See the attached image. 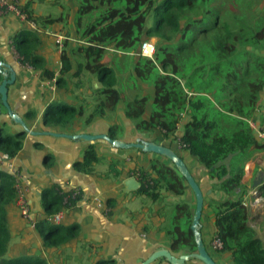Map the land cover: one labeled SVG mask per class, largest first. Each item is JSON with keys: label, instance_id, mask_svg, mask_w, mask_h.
Returning <instances> with one entry per match:
<instances>
[{"label": "trees", "instance_id": "1", "mask_svg": "<svg viewBox=\"0 0 264 264\" xmlns=\"http://www.w3.org/2000/svg\"><path fill=\"white\" fill-rule=\"evenodd\" d=\"M10 1L24 15L26 25L17 37L11 38V49L21 65L39 72L43 81L54 82L62 91V99L70 100V105H66L57 97L48 104L43 125L75 135L93 122L104 120L108 124L107 136L116 140L119 132L123 135V126L117 120L104 118L106 114L117 115L121 107L124 117L133 123V134L149 139L157 133L164 140H177L179 149L203 166L212 182L211 192L216 198L203 203L201 219V233L208 228L209 242L218 238L222 244L220 251L212 253L227 258L228 264H264V242L250 227L248 211L241 203L246 193L241 179L249 150L264 147L255 139L248 122L258 112L264 88V8L257 5V0H74L78 2L77 22L95 10L101 14L93 22L96 24L82 33L76 29L80 44L73 45L68 52L62 50L54 68L47 67L40 54L43 46L40 32L52 29L60 19L36 16L32 0ZM31 22L34 31L28 26ZM52 34L47 35L55 38ZM151 40L154 53L149 59L141 56L140 46ZM70 42L65 40L64 45ZM54 43L57 46L55 39ZM106 48L132 54L131 75L138 81L151 83L153 97L148 116H145L148 96L121 102L115 74L102 62ZM75 55L83 56L86 63H73L71 56ZM83 72L95 75L101 84L100 89L91 90L93 99L89 103L85 102L88 97L75 92ZM34 117L32 111L25 114L27 120ZM182 121L181 135L172 138ZM2 130L0 156L12 159L21 150L25 133ZM152 142L158 143L156 139ZM164 146L175 151L170 142ZM36 147L43 149L41 145ZM154 156L148 160V170L134 167L124 177H134L141 184L136 194L152 203L162 200L163 192L181 199L164 205V210L157 214L156 233L163 236V245L171 252L193 253L196 248L190 225L194 196L172 163ZM99 158L98 145L91 143L73 168L94 176L98 182L110 178L120 183L123 174L118 168L95 176ZM53 165V157L45 154L44 166ZM14 186L13 177L0 171V264H49L37 253L19 252L9 246L13 222L9 209L16 206ZM187 189L192 203L181 198ZM259 190L264 196V187L259 186ZM68 194L55 185L42 190L43 217L33 221V229L40 235L44 249L58 250L84 238L77 223L63 226L47 221L80 198L69 200L67 205L64 197ZM115 206L116 199L107 197L104 203L107 218L112 217ZM94 264L114 262L99 259Z\"/></svg>", "mask_w": 264, "mask_h": 264}, {"label": "crops", "instance_id": "2", "mask_svg": "<svg viewBox=\"0 0 264 264\" xmlns=\"http://www.w3.org/2000/svg\"><path fill=\"white\" fill-rule=\"evenodd\" d=\"M32 1L34 14L41 16L42 12L38 10L37 0ZM18 4H22V1H19ZM58 25L59 23L54 27L57 28ZM23 28H26V25L16 15L6 14L0 16V60L11 66L15 73L14 83L7 88V102L13 113L25 122L30 131L59 133L45 127L42 118L48 104L57 97L59 101L66 105H70V100L62 99V96H60L62 91L56 88L54 82L43 81L39 72L21 65L19 62L17 55L10 47V40L17 37ZM50 30L40 32V39L43 40L40 54L44 57L47 67L54 68L60 52L62 50L68 52L73 44H61L62 37L60 44L56 47L53 46V40L47 35ZM113 51V49L106 48L103 52L102 62L109 61V54ZM78 57L80 56H71L72 62L75 63ZM117 78L118 75L116 83ZM1 79L0 77V82ZM80 80L81 84L75 88V92L88 97V101L92 102L91 90L96 91L101 88V85L92 75L87 78V81L83 79V84L82 79ZM29 111L35 114V117L31 120L25 119V114ZM257 111L256 116L252 119V131L255 139L264 146V143L257 138L255 132L256 130L264 131V88L260 94V104ZM107 116L108 114L105 115L104 119ZM117 117L122 122L124 132L116 140L130 143L138 138L151 142L156 139L157 144L165 145L170 142L176 147V140H164L157 133H153L149 139L143 138V135L138 133L133 134V123L124 117L122 110L117 112ZM183 124L182 121L172 138L181 135ZM2 129H6L10 133L20 132V127L8 118L5 109L0 104V131L3 132ZM107 130V122L97 120L77 134L107 135ZM91 143L98 145L100 155L99 163L94 167L95 176L106 173L109 169L118 168L121 169L123 174L120 183L110 178H107L105 182H98L94 176L79 173L73 168V164L81 160L83 150ZM36 144L41 145L43 149L37 148ZM130 150L132 152H129ZM176 151L203 192L204 202L210 198H216V195L211 192L212 182L206 176L204 167L198 164L186 151L181 149H176ZM249 152L250 156L245 162L241 179L245 192L252 189L254 184L258 182L261 185L264 179V147L260 150L250 148ZM45 154H50L54 159V165L50 168L44 166ZM153 156L154 154H145L135 149H115L101 140L85 142L51 136L35 137L25 134L21 150L14 158L4 162L5 164H1L0 167L5 171L9 164L18 172L20 183L27 191L26 197L33 221L43 217L41 193L47 186L55 185L62 193L79 189L80 198L75 205L60 211L62 219L59 224L68 226L77 223L84 238L79 242H71L66 246H62L58 250L44 249L41 245L40 235L25 219L19 218L18 209L16 210L15 206L9 209L13 220L11 224L12 239L9 246L14 247L19 252L37 253V255L43 256L49 264H94L99 259L110 260L114 264H141L155 250L168 249L163 245V236L156 233L158 223L156 217L158 213L164 210L165 202L174 203L181 199L163 192V199L152 203L145 196L136 194L137 191L127 193L123 185L130 178L124 177L129 169L138 167L144 171L148 170V160L153 159ZM112 175L114 176V173ZM208 191H210L209 194ZM107 197L116 199V206L111 210V218H107L103 210L96 205L99 201L104 206ZM181 198L190 203L193 200L188 189ZM262 206L264 207V201ZM248 212L249 223H259V225L263 223V212L259 210ZM210 222L212 221L210 220ZM210 222H208V226H210ZM201 234L204 245L207 247V243H209L208 228L204 229ZM171 253L176 256L180 255ZM216 258L220 261L214 260L217 264L229 263L225 257L216 256ZM191 262L193 263V261ZM153 264L168 263L161 259ZM195 264L201 263L195 261Z\"/></svg>", "mask_w": 264, "mask_h": 264}, {"label": "water", "instance_id": "3", "mask_svg": "<svg viewBox=\"0 0 264 264\" xmlns=\"http://www.w3.org/2000/svg\"><path fill=\"white\" fill-rule=\"evenodd\" d=\"M0 104L6 111L8 118L15 124L20 127V132L28 134L30 136H51L55 138H64L68 140H82L85 142H94V141H104L109 144L111 147L119 150H128L135 149L139 150L145 154H154L157 156L164 157L168 161L172 163L176 171L180 174V176L184 179L189 189L193 193L195 204H194V213L191 220L190 230L193 235V240L195 243L196 251L193 253H183L178 256L173 255L169 249L161 248L152 252L141 264H153L158 260H165L168 264H186L191 261H197L201 264H217L212 257L209 255L204 242L202 240L201 234V217L204 203V195L201 189L199 188L197 182L187 169L183 160L179 155L175 153L171 148L156 144L151 141H145L143 139H136L134 142L124 143L119 140L111 139L106 134L99 135H89V134H75L69 135L64 133H56L50 131L44 132H35L30 131L25 122L9 107L7 102V88L9 85L13 84L15 81V73L11 66L0 60ZM98 82V81H97ZM98 84H100L98 82ZM101 85V84H100ZM2 131H0V134ZM0 171L3 169L0 167ZM260 182L254 184L253 188L258 187ZM123 185L125 186L126 192H136L140 189L141 184L134 178H128ZM210 191H208V194Z\"/></svg>", "mask_w": 264, "mask_h": 264}, {"label": "rangeland", "instance_id": "4", "mask_svg": "<svg viewBox=\"0 0 264 264\" xmlns=\"http://www.w3.org/2000/svg\"><path fill=\"white\" fill-rule=\"evenodd\" d=\"M37 3L39 4L38 10L42 12L41 16H50L51 18H59L60 20L57 22L59 25L57 28L53 27L52 30H50V33H53L52 35L58 34L59 36L63 37V40L61 42L64 43V41L69 39L73 45H79L78 42L80 40L79 34L75 33L76 29L82 33L87 27L94 25L96 23L95 20L100 16L101 11L95 10L91 13H88L86 15L81 16L79 19V22H77V15H76V9L78 7V2L74 0H37ZM257 5H261L262 8H264V0H257ZM37 12V11H36ZM264 12V9L263 11ZM58 29V30H57ZM53 40V46L56 47V44L54 43V39L51 36ZM58 45V44H57ZM112 50V48H110ZM78 56V55H76ZM109 61L104 62L106 66H108L113 73L118 75L117 83H116V90L118 91L121 99V102L124 104L125 102H128L135 97H142V96H148L149 101L147 103L145 116H148V112L150 110L151 101L153 97L152 93V85L148 82H142L136 80L131 75V69L133 65L134 56L129 53H122L114 50L111 54H109ZM78 63L85 64L86 60L83 56L78 57L76 59ZM84 74V75H83ZM83 76H80V79H83L84 81H87V78L91 76V74L87 72H83ZM92 76L95 77V75L92 74ZM86 103L88 102V99H85ZM119 110H122L121 107H119ZM118 110V111H119ZM117 120L119 125L122 124L121 120L117 115H111L107 117V120ZM119 136H121V132H119ZM173 146V145H172ZM173 149L176 151V147L173 146ZM129 152H132L131 150ZM128 153V152H127ZM178 154V152H177ZM156 157V156H153ZM175 203V202H174ZM171 203L165 202L164 205H168ZM264 218V216H263ZM261 226V227H260ZM259 232L258 230H255V233L257 237L264 242V219L263 223L259 225ZM46 230V229H45ZM206 240V238H204ZM207 250L210 253V255L213 256V259L216 261H219L217 257H221L219 254H213L214 250L210 247V244L207 243ZM216 252V251H215ZM218 253V252H217ZM220 262V261H219ZM195 264V261H193Z\"/></svg>", "mask_w": 264, "mask_h": 264}, {"label": "built area", "instance_id": "5", "mask_svg": "<svg viewBox=\"0 0 264 264\" xmlns=\"http://www.w3.org/2000/svg\"><path fill=\"white\" fill-rule=\"evenodd\" d=\"M6 14H14L16 15L22 22L24 21V15L20 12L19 8L12 3L10 0H0V16L1 15H6ZM28 26L30 29L33 31L36 29L34 23H28ZM55 37V40L57 44H60V41L62 39L61 36L57 37V35H53ZM154 53V42L147 41L143 42L142 45L140 46V54L143 57L151 59ZM257 112V111H256ZM249 125L251 128H253L252 120H249ZM256 136L257 138L264 143V131L263 130H256ZM176 147L179 149L177 145V140H176ZM9 159L6 157V155H1L0 156V163L5 164L4 162H7ZM8 174H10L15 182V190H16V199H15V204L16 207L19 211L20 216L25 219L31 227H33V219L30 216V208H29V203L27 201L26 197V189L22 186L19 180V174L16 171V169L13 168L12 165H7V168L5 170ZM264 187V179L261 182V185ZM80 197V191L79 189H72L69 191V194L64 197V202L68 205L69 200H77V198ZM78 201V200H77ZM264 201V196L261 194L260 190L258 188H252L248 191H246L245 195L242 197V206L247 209V211L250 210H259L263 212L264 215V207L262 206V203ZM97 207L99 209H102L103 212L105 213L107 209L97 201ZM249 213V212H248ZM62 219V213L58 212L52 216H49L47 218V221L49 223L53 224H59ZM250 227L255 231L259 229V223H249ZM210 243V247L214 251H220L222 249V244L218 238H214Z\"/></svg>", "mask_w": 264, "mask_h": 264}, {"label": "clouds", "instance_id": "6", "mask_svg": "<svg viewBox=\"0 0 264 264\" xmlns=\"http://www.w3.org/2000/svg\"><path fill=\"white\" fill-rule=\"evenodd\" d=\"M260 186V185H259ZM259 186L258 187H256V188H258L259 189Z\"/></svg>", "mask_w": 264, "mask_h": 264}]
</instances>
